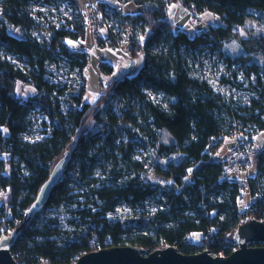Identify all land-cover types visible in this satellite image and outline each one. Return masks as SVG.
<instances>
[{
	"label": "trees",
	"instance_id": "trees-1",
	"mask_svg": "<svg viewBox=\"0 0 264 264\" xmlns=\"http://www.w3.org/2000/svg\"><path fill=\"white\" fill-rule=\"evenodd\" d=\"M35 1L40 0H0V47L23 58L28 66L21 69L0 58V196L10 197L6 204L0 199V236L20 230L11 249L16 263L75 264L83 255L129 246L143 248L147 254L175 247L184 255L209 251L214 257L230 256L237 248L232 235L238 226L251 220L264 221V191L257 177L250 178L247 186L253 202L240 211L239 200L246 186L226 179L229 160L216 162L212 157L226 137L244 134L245 127L251 126L257 134L264 130V90L258 81L254 90L260 99L252 101L249 108H235L207 82L191 77L183 52L218 51L239 40L247 54L242 60L264 59V36L238 35V29L254 16L264 23V0H126L142 7L133 17L125 16L122 9L99 5L102 15L112 21L111 26L101 22L108 37L96 36L98 45L122 48L129 35L128 51L143 55V65L134 76L110 82L92 107L84 99L90 55L84 49H71L67 43L68 39H85V14L75 0H42L49 5L68 2L75 15L61 28L50 25L39 41L29 34L34 21L28 7ZM177 2L194 18L212 13L220 25L175 33L168 8ZM151 47L156 52H151ZM60 62L74 74L72 84L63 87L45 78L47 64ZM99 72L111 75L113 67L102 63ZM144 89L163 93L167 107L153 103ZM61 99L68 105L66 115L61 111ZM130 102L136 103L137 111L130 108ZM36 104L47 115L50 131L44 140L31 144L21 135L31 126L28 116ZM89 114H94L93 120L102 129L94 132L85 125ZM141 131L146 136L141 144L149 142L152 150L143 161L133 162V145ZM163 134L173 143L163 142ZM249 142L254 143L252 138ZM67 151L69 161L45 207L29 218L27 210ZM174 153L184 160L166 169H154L167 185L147 180L154 158L165 159ZM248 156L257 169L264 170V148ZM101 157L113 164L110 185L98 186L91 178ZM120 164L126 166L124 171L117 169ZM74 182L85 189L73 194ZM150 198H159L162 206L155 214L126 221L110 219L120 202L138 208ZM62 205L76 207L72 213L79 223L77 230L64 231L56 219L42 217L46 209Z\"/></svg>",
	"mask_w": 264,
	"mask_h": 264
},
{
	"label": "rangeland",
	"instance_id": "rangeland-1",
	"mask_svg": "<svg viewBox=\"0 0 264 264\" xmlns=\"http://www.w3.org/2000/svg\"><path fill=\"white\" fill-rule=\"evenodd\" d=\"M112 1L115 2V0ZM175 7L176 6H174V8L170 11V16L172 18L173 15L179 16L180 19L189 16L190 11L188 9H184L179 6H177V8ZM97 9H100L99 5H97ZM28 11L34 21V27L31 29L29 34L32 38L39 41H43L41 35L47 34V30L50 25L61 28L65 25L66 20L72 19L75 15V12L69 6L68 2H58L53 5H49L42 0L35 1L29 5ZM102 17V21L106 23L108 22L106 25L111 26L112 20H109V18L106 19L103 15ZM192 18V24L198 26V28L202 26L203 29H205L209 26L220 25L219 18L209 12H205L201 16H197L195 18L192 16ZM91 31H93L92 26L88 23L86 37L84 40L79 41L82 46L81 48L84 50L89 48L94 56L102 61L109 62L114 67L111 75L102 76V74L98 73V66H94L93 64L89 65V71L85 74L87 80V91L84 95V99L92 107L95 105L100 95L105 92L106 86L110 82L134 76L141 68L140 63L142 61V57H138V60H136L137 64L135 63V66L137 65V67H134V65L131 66L133 60L127 50L124 48H99L92 43L91 37L93 36ZM137 31L138 33L140 32L139 30ZM92 33H94V31ZM238 35L240 38H246L251 35L264 36V23L260 22L254 16L248 20L244 27L238 29ZM67 43L71 49L76 50L75 46L77 42L68 39ZM150 51L156 52V49L151 47ZM222 51L225 55H221ZM246 56L247 54L240 45L239 40H233L231 43L223 45L218 51H213L211 48H204L202 54L183 52V60L186 62V67L191 77L207 82L226 102L233 105L235 108L242 109L249 108L252 101L260 99L258 93L254 90V86L258 85V81L261 82V88L264 90V59L262 57H256L246 61L242 60V58ZM0 58L7 60L21 69H28L27 63L23 58L6 53L1 47ZM46 69L47 76L45 78L49 83L59 87L72 84L74 74L69 71L65 62L57 64L48 63ZM224 80L230 81V84L225 83ZM20 91L21 88L19 87L18 93H20ZM72 92L74 95L75 92ZM144 92L153 103L167 107V98L163 93L154 92L150 89H144ZM262 103L264 104V101ZM60 106L62 113L66 115L68 113L67 103L61 99ZM130 108L137 111L136 103L130 102ZM93 115L94 114H89L86 117L85 125L94 132H97L102 129V126L93 120ZM28 119L31 122V126L26 133L21 135V139L24 142L31 144L41 142L48 136L47 132L50 131V122L47 115L43 112L41 107L36 104L30 111ZM262 119L264 120V116H262ZM139 124L142 128L141 120L139 121ZM238 136L248 141L252 138L258 148L257 152H261L263 150L264 130L257 134L251 126H247L244 128V134L239 133ZM142 138L145 140L146 136L141 131L139 133L138 142L133 145L131 153V160L133 162L143 161L152 150L149 142L145 143L146 145L141 144ZM162 141L167 144L173 143L172 138L167 134H163ZM121 142L122 137L119 138L117 145L120 146ZM234 144V137H226L218 153L212 157V161H223L227 163ZM118 159H121V155L118 156ZM182 160H184V157L178 153H174L171 157L165 159L157 157L154 158V168L150 171L147 180L161 186H166L167 180L158 176L154 172L155 167L166 169L170 164H177ZM14 161L17 163L18 160L14 159ZM245 161L246 164L243 168L226 175L227 180L238 181L247 188V190L242 192V197L239 200V209L242 212L247 210L253 202L247 186L250 178L257 177L259 179L260 189L264 191V170L257 169L252 157H246ZM22 169L23 172L27 174L23 166ZM112 169V162H107L103 157H101L99 163L92 169L91 178L98 181V186L103 183L110 185L108 180L111 177L110 171ZM117 169L124 171L126 166H124V164H120ZM187 181L189 182V180ZM71 187L74 189L73 194L81 193V191L85 189V185L80 186L76 182L72 183ZM0 199L2 200L1 202L6 204L10 197L9 195L1 194ZM80 201H82V199H80ZM161 207L159 198H150L138 208H131L127 203L120 202L117 205L115 212L110 215V219L113 222H116L126 221L134 216L148 217L158 212ZM75 208V206L66 205L56 208H48L43 212L42 217L56 219L57 225L62 230L72 232L78 229L79 224L78 221L75 220L72 213Z\"/></svg>",
	"mask_w": 264,
	"mask_h": 264
},
{
	"label": "water",
	"instance_id": "water-1",
	"mask_svg": "<svg viewBox=\"0 0 264 264\" xmlns=\"http://www.w3.org/2000/svg\"><path fill=\"white\" fill-rule=\"evenodd\" d=\"M70 151L54 166L48 180L41 187L36 200L27 210L29 218L45 207L53 187L58 183ZM20 230L11 231L0 239V264H17L11 254ZM236 250L228 257H214L209 251L184 255L175 247H167L147 254L140 247H113L83 255L75 264H264V221L251 220L238 226L232 235ZM262 244V247H252Z\"/></svg>",
	"mask_w": 264,
	"mask_h": 264
},
{
	"label": "crops",
	"instance_id": "crops-1",
	"mask_svg": "<svg viewBox=\"0 0 264 264\" xmlns=\"http://www.w3.org/2000/svg\"><path fill=\"white\" fill-rule=\"evenodd\" d=\"M75 1L78 4L80 11L85 14L86 18H89L91 16L92 10L95 7H97V5H107V6H110L113 8L121 9V5H120L119 0H115V2H113L112 0H75ZM118 2H119V4H118ZM174 6H176L175 8H177V6L182 7L184 9H187V8L185 6H183L180 2L174 3L168 8V19L170 20L171 23H173L175 25V31L193 29L195 32H200L203 30L202 26L198 28V26L192 24L191 19H193V18H192L191 12H190L189 16H186L185 18H182V19H180L179 16H177V15H173V18H172L170 16V11L172 10V8H174ZM122 10H123V14L125 16L133 17V16L138 15L141 12L142 7L135 5L132 2H127L126 5L124 7H122ZM188 26H189V28H188ZM92 32L93 31H91V34L93 37H91V38H92V43L94 45L98 46L101 49H106V48L113 49V48H110L109 46L105 47V46L98 45L97 38L94 35V33H92ZM99 37L102 38L103 40L107 39V37H108V29L104 25V23H102L100 25ZM81 47H82L81 44L79 42H77L75 49L76 50L82 49ZM85 50L90 55V64L89 65L93 64L94 66H98V71H99V66L102 63H106L107 65L112 66L109 62L102 61L99 58H97L96 56H94V54L92 53V51L89 48L85 49ZM128 54L131 56V58L133 60V62L131 63V66L134 65V67H137V65L135 66V63L137 64L136 60H138V57H142L140 67L143 65V55H141V54L132 55L129 53V51H128ZM113 70H114V67H113ZM88 71H89V66H88V70L86 71V73ZM98 73L102 74L101 72H98ZM102 76H103V74H102Z\"/></svg>",
	"mask_w": 264,
	"mask_h": 264
},
{
	"label": "built area",
	"instance_id": "built-area-1",
	"mask_svg": "<svg viewBox=\"0 0 264 264\" xmlns=\"http://www.w3.org/2000/svg\"><path fill=\"white\" fill-rule=\"evenodd\" d=\"M126 3H127L126 0L120 1L121 9H122V7H124L126 5ZM87 22L90 23V25L92 26L94 34L96 36H99V28H100V25L102 22V14L97 9V7H95L92 10V14L89 18H87ZM177 32H178V30L175 31V33H177ZM130 45H131V39H130V36L128 35V37H127L126 41L124 42L122 48H124L125 50L128 51ZM238 135L239 134H236L234 137L235 144L232 148L229 162L227 163L225 171H224L225 175L229 174V173H234L238 169L243 168V166H245V164H246L245 158L247 157V155L258 151V148L254 143L249 142L248 140L242 139ZM1 238H3V235L0 236V239ZM220 257H224V256L222 255Z\"/></svg>",
	"mask_w": 264,
	"mask_h": 264
},
{
	"label": "snow or ice",
	"instance_id": "snow-or-ice-1",
	"mask_svg": "<svg viewBox=\"0 0 264 264\" xmlns=\"http://www.w3.org/2000/svg\"><path fill=\"white\" fill-rule=\"evenodd\" d=\"M71 43V42H70Z\"/></svg>",
	"mask_w": 264,
	"mask_h": 264
}]
</instances>
